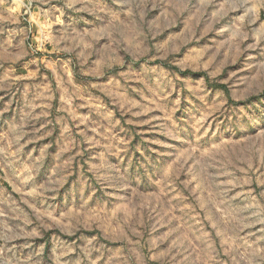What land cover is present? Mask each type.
<instances>
[{
  "label": "rangeland",
  "instance_id": "rangeland-1",
  "mask_svg": "<svg viewBox=\"0 0 264 264\" xmlns=\"http://www.w3.org/2000/svg\"><path fill=\"white\" fill-rule=\"evenodd\" d=\"M0 264H264V0H0Z\"/></svg>",
  "mask_w": 264,
  "mask_h": 264
}]
</instances>
